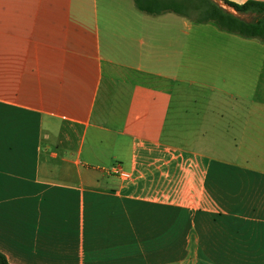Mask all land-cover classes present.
Segmentation results:
<instances>
[{
  "label": "crops",
  "instance_id": "1",
  "mask_svg": "<svg viewBox=\"0 0 264 264\" xmlns=\"http://www.w3.org/2000/svg\"><path fill=\"white\" fill-rule=\"evenodd\" d=\"M0 254L264 264V42L133 0H0Z\"/></svg>",
  "mask_w": 264,
  "mask_h": 264
},
{
  "label": "trees",
  "instance_id": "2",
  "mask_svg": "<svg viewBox=\"0 0 264 264\" xmlns=\"http://www.w3.org/2000/svg\"><path fill=\"white\" fill-rule=\"evenodd\" d=\"M136 7L147 15L159 16L174 13L186 17L197 24L213 23L220 30L247 39H259L264 42V3L247 2L243 5L228 0H218L232 11L225 9L214 0H133ZM196 18H192V14ZM253 14L255 21L247 22L238 15ZM0 264H9L0 254Z\"/></svg>",
  "mask_w": 264,
  "mask_h": 264
},
{
  "label": "rangeland",
  "instance_id": "3",
  "mask_svg": "<svg viewBox=\"0 0 264 264\" xmlns=\"http://www.w3.org/2000/svg\"><path fill=\"white\" fill-rule=\"evenodd\" d=\"M214 1H216L217 3H219L221 6H223L225 9H227V10H229V11H232L231 9H229L227 6H225L222 2H219L218 0H214ZM233 12V11H232ZM239 16V18H241V19H243L244 21H247V22H253V21H255V19H256V16L255 15H253V14H242V15H238ZM192 18H196V14L195 13H193L192 14ZM222 40V39H221ZM237 40V41H236ZM240 40H242V39H235V40H233V39H230L229 41H231V42H240ZM253 53V52H252ZM256 53V52H255ZM255 53H253V58H255L256 56H255ZM258 55V54H257ZM260 122L258 121V120H255V118H253V124H252V126H260ZM191 128H193V127H195V126H190Z\"/></svg>",
  "mask_w": 264,
  "mask_h": 264
},
{
  "label": "built area",
  "instance_id": "4",
  "mask_svg": "<svg viewBox=\"0 0 264 264\" xmlns=\"http://www.w3.org/2000/svg\"><path fill=\"white\" fill-rule=\"evenodd\" d=\"M112 172L118 176H120L123 179H129L130 178V174L124 172L120 167H115L113 168Z\"/></svg>",
  "mask_w": 264,
  "mask_h": 264
}]
</instances>
